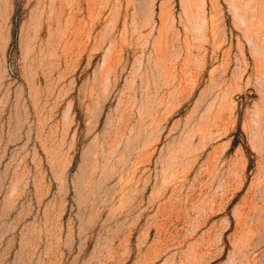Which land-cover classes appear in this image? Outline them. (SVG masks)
Here are the masks:
<instances>
[{
  "label": "rangeland",
  "instance_id": "374dc122",
  "mask_svg": "<svg viewBox=\"0 0 264 264\" xmlns=\"http://www.w3.org/2000/svg\"><path fill=\"white\" fill-rule=\"evenodd\" d=\"M0 264H264V0H0Z\"/></svg>",
  "mask_w": 264,
  "mask_h": 264
}]
</instances>
